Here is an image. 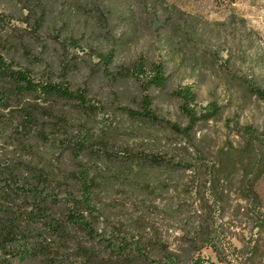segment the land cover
<instances>
[{
  "label": "rangeland",
  "instance_id": "1",
  "mask_svg": "<svg viewBox=\"0 0 264 264\" xmlns=\"http://www.w3.org/2000/svg\"><path fill=\"white\" fill-rule=\"evenodd\" d=\"M83 1L80 9L70 0H0V53L38 78L57 81L63 58L70 61L68 80L74 88L88 87L92 108L78 111L69 104L68 130L104 137L100 147L106 152L89 154L85 161L101 181L104 203L115 204L123 222L147 226V237L167 246L181 264H264V152L255 143L264 134V102L227 77V71L236 72L264 88V0H143L160 9L178 8L192 16L197 29L195 50L178 40L169 53L167 86L148 91L154 112L182 127L188 120L174 94L178 86L192 84L199 107H222L189 137L123 110L138 109L142 91L134 76L119 74L120 67L140 54L154 59L166 53L172 27L158 36L144 29L146 14L133 12L137 0H109L118 13L107 26L115 38L102 42L90 31ZM37 2L47 12L40 27L42 8L38 15L30 12ZM70 37L85 50L69 46ZM119 38L115 66L106 72L90 46L109 49ZM205 51L207 61L201 57ZM42 146L43 160L65 168L61 143ZM138 155H157L162 162ZM207 227L218 251L206 242ZM153 255L161 257L156 248Z\"/></svg>",
  "mask_w": 264,
  "mask_h": 264
},
{
  "label": "trees",
  "instance_id": "2",
  "mask_svg": "<svg viewBox=\"0 0 264 264\" xmlns=\"http://www.w3.org/2000/svg\"><path fill=\"white\" fill-rule=\"evenodd\" d=\"M70 1L73 8H83L79 0ZM83 2L91 20L90 31L99 33L102 42L114 39L107 26L118 13L109 0ZM33 6L30 12L34 15L42 8V17L37 19L40 27L47 12L38 2ZM124 10L122 16L129 13V5ZM133 12L147 15L144 29L158 36L168 27L172 32L165 38L166 53L154 59L140 54L129 65L120 67L119 74L134 76L142 91L139 108L123 110L134 119L162 124L189 137L200 121L220 115L222 107L217 103L199 107L194 86L180 85L174 94L188 120L182 127L154 112L153 96L148 91L167 86L168 56L178 40L181 46L195 50L197 29L191 23L192 16L176 7L160 9L143 0H137ZM121 41L116 39L109 49L90 46V53L106 72L115 66ZM67 43L85 50L76 38L70 37ZM201 57L207 61L210 54L205 51ZM63 60L61 79L57 81L52 76L38 78L30 68L0 53V264H66L73 260L77 264H181L167 246L147 237V226L123 222L116 205L104 203L101 181L85 161L89 154L106 152L100 147L104 137L90 131L81 134L68 130L69 104L78 111L92 107L88 87H72L68 80L71 63ZM227 77L240 80L249 93L264 102V88L256 80L232 71H227ZM7 140H11V146ZM58 143L67 152L65 168L54 166L40 155L42 145L55 148ZM255 143L264 152V134ZM138 157L151 163L162 162L157 155ZM207 230L206 242L218 251L215 235L208 227ZM155 248L161 257H154Z\"/></svg>",
  "mask_w": 264,
  "mask_h": 264
}]
</instances>
